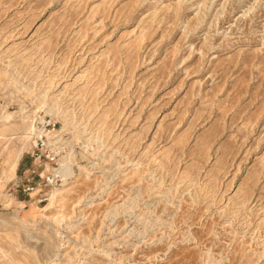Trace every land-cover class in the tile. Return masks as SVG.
I'll list each match as a JSON object with an SVG mask.
<instances>
[{"label":"rangeland","instance_id":"1","mask_svg":"<svg viewBox=\"0 0 264 264\" xmlns=\"http://www.w3.org/2000/svg\"><path fill=\"white\" fill-rule=\"evenodd\" d=\"M0 264H264V0H0Z\"/></svg>","mask_w":264,"mask_h":264},{"label":"bare ground","instance_id":"2","mask_svg":"<svg viewBox=\"0 0 264 264\" xmlns=\"http://www.w3.org/2000/svg\"><path fill=\"white\" fill-rule=\"evenodd\" d=\"M54 198V196H52Z\"/></svg>","mask_w":264,"mask_h":264}]
</instances>
